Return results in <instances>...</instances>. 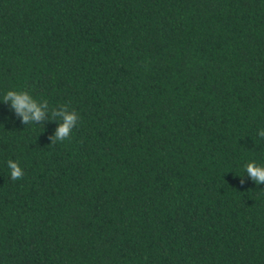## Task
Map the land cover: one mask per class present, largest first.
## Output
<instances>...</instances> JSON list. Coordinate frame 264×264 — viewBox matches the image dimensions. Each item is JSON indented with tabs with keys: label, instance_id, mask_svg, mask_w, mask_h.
Wrapping results in <instances>:
<instances>
[{
	"label": "trees",
	"instance_id": "1",
	"mask_svg": "<svg viewBox=\"0 0 264 264\" xmlns=\"http://www.w3.org/2000/svg\"><path fill=\"white\" fill-rule=\"evenodd\" d=\"M262 129L264 0H0V264H264Z\"/></svg>",
	"mask_w": 264,
	"mask_h": 264
},
{
	"label": "clouds",
	"instance_id": "2",
	"mask_svg": "<svg viewBox=\"0 0 264 264\" xmlns=\"http://www.w3.org/2000/svg\"><path fill=\"white\" fill-rule=\"evenodd\" d=\"M2 102L11 104V110L20 118L22 122L27 124L38 123L45 120L49 110L48 102H38L27 91L9 90L3 96ZM49 119H59L58 127L55 135L51 137L52 144L58 141L67 140L76 126L79 119L78 114L74 110H69L67 105H62L57 110L53 108ZM259 136L264 138V129L259 131ZM7 167L10 170V178L12 180H19L23 178L24 172L19 163L14 160L7 161ZM245 173L251 177L256 184H264V166L257 165L254 161L248 162L245 165ZM241 183H244L241 178Z\"/></svg>",
	"mask_w": 264,
	"mask_h": 264
}]
</instances>
